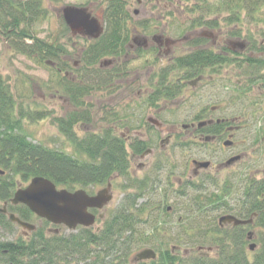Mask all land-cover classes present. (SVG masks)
Listing matches in <instances>:
<instances>
[{
    "label": "trees",
    "instance_id": "obj_1",
    "mask_svg": "<svg viewBox=\"0 0 264 264\" xmlns=\"http://www.w3.org/2000/svg\"><path fill=\"white\" fill-rule=\"evenodd\" d=\"M162 1L178 6L175 0ZM183 1L190 2V0ZM125 3V0H111L107 4L104 15L106 32L99 40L90 42L83 54L84 73L81 77L90 79L93 84L98 82L106 84V78L110 76L107 72H100L99 69L94 68L100 60L115 53L116 55L127 53L126 45L131 41V30L127 25L130 15ZM191 8L192 11H183L184 14L179 15V18L183 17L187 20L185 24L177 22L176 13L168 14L170 18L174 17L176 20V23L172 24L176 27L172 32L173 36H184L193 27L220 28L224 23L227 27L236 25L247 28L248 33L251 28L264 30V0H201L199 3L194 1ZM187 15L193 17L192 21L187 19ZM46 19L47 10L44 8V0H0V36L7 39L11 49L32 61L45 63L42 65L44 67L47 66V62L52 64L60 61L58 64L60 72H66L71 67L68 66L69 68L66 69L63 62L58 60L66 54L62 45L57 42V46H54L37 36L36 29ZM170 32L168 30L167 33ZM263 33L264 31L261 32ZM210 59L223 60L218 55H210ZM179 60L182 69L194 73L202 65L208 66L206 62L209 57L208 52L202 50ZM68 82L65 91L71 94L70 97L75 101L77 99L73 93L75 90L78 93L82 91L83 96L91 91L88 85L92 84L85 83L86 86L82 87L80 83ZM16 103L18 101L11 86L6 78L0 75V168L6 174L0 177V203L10 204L15 192L38 176L71 191L75 187L102 186L116 175L125 176L128 173L127 146L112 129L99 134L87 133L83 138L77 136L74 128L80 122H90L88 113L75 112L67 117L52 118L53 116L44 112L41 114L33 110L24 111L23 107H19ZM76 105L81 107L83 104L78 105L76 101ZM36 113L40 117L34 119ZM48 117L57 126L58 133L67 139L74 155L48 148L41 143L36 144L25 135V122L36 123ZM139 148L142 147H131V150L139 153L137 152ZM242 187V195L236 200H229L232 194L226 188L216 194L213 193L212 198H207L208 208L215 209L210 212L212 215L220 213L224 215L231 211L245 220L256 215L253 217L256 226L237 228L233 231H222L217 227L215 233L217 236L219 233L220 237L210 235L213 232L208 233V229L203 231L204 225L188 226V228L180 226L183 237L198 236L199 239L196 238L195 243L191 244L192 247L204 246L208 243L209 247L218 248L215 256L188 258L180 253L173 255L167 249L165 253L162 251L158 253V259L150 264H264V235L259 237L260 248L253 259L246 253L248 233L254 230L253 227L264 229V179L256 180L247 176L245 186ZM137 191H143V188L136 189L135 192ZM231 201H236V204L233 206ZM9 210L23 221H36L26 207L10 206ZM204 212L205 210L202 213ZM116 214L104 224L100 232L93 233L90 229H84L66 236L61 233L46 234L38 228L27 238L5 240L2 234L6 232L3 230L15 229L16 226L0 213V264H132L131 259L135 252L146 246L157 247L159 242L162 249L170 244L179 250L184 248L181 245L182 238L178 241L174 240L176 242L170 239H167V242L166 239L163 240L162 237L169 235L168 230L171 228L161 226L158 222L147 223L144 220L145 210H136V204L124 206L123 210ZM203 219L207 220L205 217ZM212 236L214 237L210 239Z\"/></svg>",
    "mask_w": 264,
    "mask_h": 264
},
{
    "label": "flooded vegetation",
    "instance_id": "obj_2",
    "mask_svg": "<svg viewBox=\"0 0 264 264\" xmlns=\"http://www.w3.org/2000/svg\"><path fill=\"white\" fill-rule=\"evenodd\" d=\"M139 3L142 2L139 1ZM151 23L153 22L151 21ZM158 29H161L160 25L156 26L155 32ZM246 29L244 27L234 29L245 31V34L236 35L232 32V28L201 26L193 27L190 31L186 30L184 36L179 37L167 33V29L165 32L161 29L163 34L172 37L166 38L160 34L161 31L154 33L152 38L135 36L126 45L127 53L121 55L115 53L109 57L113 59L111 62L109 60L98 62L96 68L100 72L110 74L106 78L105 86L108 91L115 94L113 99L116 98V95H121L124 92V97L127 98L131 107L134 100L140 99L144 102L145 105L142 108L147 109L151 117L147 119L146 125L149 129L152 128L154 138L135 141L130 140L129 136L124 139L121 131L114 132L125 144L127 142L131 147H142L137 149L139 153L132 152V161L128 155L131 167L125 176L132 180L135 190L143 188V191L127 194L117 207L109 211L108 209L114 201L113 184L122 176L116 175L115 178L106 182L104 184L106 188L109 184L112 185V201L102 210H93L92 215L96 217V224L102 223V226H98L100 228L96 231L91 229L93 233L100 232L104 224L113 219L118 211H122L124 206L136 204V210H145L146 218L144 220L147 223L158 222L161 226L171 228L168 230L170 231L169 235L162 237L163 240L166 239V242L167 239L178 241L182 236L180 226L198 227L204 224L208 225V219L209 223L213 221V215L210 212L215 209L208 208L207 198H212L213 193L216 194L225 188L231 192L235 185L229 181L228 176L222 182L219 179L222 174L225 176L232 173L233 175L237 174L234 180L238 181V176L242 171H236L237 168L245 167V163H247L246 168L256 167L258 155L261 154L260 145H262L264 137H260L259 128H255L257 133L254 138L252 134L254 127H251L250 121L246 117L249 113L245 112V109L251 107L255 111L256 106L264 105V101L260 102L264 99V33L261 34L264 30L251 28L248 33ZM248 29L250 30V28ZM130 30H132L131 27ZM132 42L139 45L140 48L134 50L135 45ZM154 42L157 43L156 46L153 44ZM139 50L150 55L144 61V69L141 71L131 69L129 66L135 60H130L127 57L130 51L133 53ZM202 50L208 52L209 60L206 62L208 66L202 65L194 73L180 67L181 60L179 59L189 57L194 52ZM210 55H218L223 60H212ZM83 73L82 70V75ZM236 73L240 77V80L235 81L237 82L234 90L236 96L229 95V98H223L228 88L223 84H218L222 83L220 78L228 83L233 81ZM85 80L82 82V87L86 86ZM97 84L100 85L99 82ZM80 93L79 96H83V92ZM138 93L140 96H137ZM202 93L206 94L205 99L201 96ZM253 93L260 101L255 102V98L250 97ZM246 103L247 105H245ZM165 114L173 117L183 115L184 120L172 123L164 121L161 124L160 117ZM129 122L131 120H128L126 124ZM126 124L124 123L120 130L130 129ZM146 159L150 160L149 165ZM137 162H141L137 165V172L142 173V178L133 179L131 169L132 165ZM249 164H253V166ZM164 183L166 188L164 193H160L157 190L161 189ZM231 185L233 186L230 187ZM210 191L211 194H209ZM203 210H205L204 213H202ZM224 216L241 219L231 211ZM253 217L250 218L253 219L250 226H256ZM47 226L48 230L55 234L64 230L63 227ZM237 228L244 227L224 224L220 230L233 231ZM84 229L79 227L75 233ZM187 237L189 240H193V243L196 238L199 239L196 235ZM252 239L258 240L257 246L260 248L259 236L253 234ZM246 241L248 242L246 248H249L250 243L247 238ZM160 245L161 242L157 247L146 246L139 251L152 248L158 252V249L161 248ZM193 248H196L199 254H194L193 257L207 256V253L202 252L206 246L201 245ZM258 248L257 250H259ZM167 249L173 255L180 251L171 244L165 245L161 251L165 253ZM191 251L185 250L184 253L190 255ZM211 251L212 253H208L210 258L215 256V251ZM150 263L151 261L140 264ZM135 264L138 263L135 262Z\"/></svg>",
    "mask_w": 264,
    "mask_h": 264
},
{
    "label": "rangeland",
    "instance_id": "obj_3",
    "mask_svg": "<svg viewBox=\"0 0 264 264\" xmlns=\"http://www.w3.org/2000/svg\"><path fill=\"white\" fill-rule=\"evenodd\" d=\"M110 1L111 0H44V8L47 10V19L42 25L38 27V29H36L37 36L40 38V40H43L44 42L52 44L54 46H57V42L61 44L66 54L65 57L58 60H61L63 62L66 69H68V66H70L71 68H73V70H71L70 68L66 72H60V67L58 66V64H60V61H58L59 63L52 64L47 62V66L44 67L42 65L45 63L40 64L36 61H32L26 56L20 55L13 51L7 39H3L0 36V75L6 78L18 101V103L16 104H18L19 107H23L24 111L33 110L35 112H40L41 114L42 112H44L47 113L49 116H53L52 118L64 116L67 117L70 113L75 112L88 113L90 117V122H80L74 128V131L80 138H83L84 135L87 133L98 134L103 133L106 130L112 129V131H116V133L121 131L123 133L122 137L124 139L128 136L130 140L135 141L147 140L148 138L152 139L154 138L152 128L149 129L146 125L148 121L147 119L151 118L150 113L147 109L142 108L145 104L140 99L134 100V104L131 107L130 104H128L127 102V98L124 97V92L121 95H116V98L113 99V96L115 94L108 91L104 83H101L100 85L96 83L97 85H95L90 82V79H86L84 81V83L86 84L94 85V87L92 85H88V88H91L89 94L85 95L84 97H80V93H78V91L75 90L73 92L74 95L77 97L76 101L78 105L83 104L81 107L77 106L76 101L70 97L71 94L65 91V86H67L66 83H69L68 81L73 84L80 83V85L82 86V82L84 80V78L81 77V70L84 68L82 62L84 61L83 54L86 52L87 47H89V43L79 36L73 37L71 35L70 30L65 24L64 18H62L63 8L67 6H83L84 8L89 9V11L92 12L94 17L101 19L106 32V23L104 15L108 6L107 4H109ZM194 1L196 3L201 2V0H190V2H184L183 0H175V2H177L178 4V6L176 7V4H173L174 6H172L168 2L166 3L162 0H142V3H139V0H125L126 10L130 15L127 25L132 28L130 34L131 41L135 38V36H148L152 38L151 36L158 31H161L160 34H162L166 38L172 37L171 35L168 36L166 34H163L162 32V30L165 32V29H167L171 31L170 33H172L173 30L176 28L175 26H172V24L176 23V20L174 19V17L170 18L168 14L171 12L176 13L175 18L177 19V22L179 24H185L187 20L183 18L182 15V18H179V15L184 14V12L187 11H192L191 6L194 4ZM187 19L192 21L193 17L187 15ZM151 21L153 23H151ZM158 23L162 30L158 29V31L155 32L156 26H159ZM221 27L230 29L232 28V31H234V29L240 28L236 25H233L232 27H227L225 23ZM235 33L236 35L245 34V31H236ZM256 35L257 38H259V35L257 33ZM132 43L135 45L134 50L135 48H140L139 45H136V43ZM153 44H155V46L157 45L156 42H154ZM148 54L143 50H139L138 52L136 51L133 53H131L130 51L127 57H129L130 60L135 61H133L129 67L137 71L143 70L144 61L150 57V55ZM103 60H109L110 62L113 61V59L111 58H103L101 61L103 62ZM96 67L94 66V68ZM220 79L222 80V83L219 82L218 84H223L225 87L228 88L223 98L227 99L229 98V95L235 97L236 93L234 90L237 85V82L235 81H237L238 79L240 80L239 75L236 73V75L233 77V81L228 83L222 78ZM254 93L250 97L253 96L255 98V102L260 101L259 99H257L256 96H254ZM137 96H140L139 93L137 94ZM201 96L204 97L203 99L206 98V94L202 93ZM142 100H144V98H142ZM263 101L264 99L260 102ZM245 105H247V103ZM245 112L249 113L248 115H245L249 119L251 127H254V131L252 133L254 138L256 137L255 134L257 133V130H255V128H259V136L264 137V105L256 106L255 111L253 108L247 107L245 109ZM37 114L38 113L33 116L34 119L40 117ZM174 117L165 114L160 117V122L162 124L164 121L172 123L184 120L183 115H177ZM128 120H131V122L126 124ZM124 123L126 124V126H129L130 129L120 130ZM24 130L25 135L29 137L30 141L36 144L41 143L51 149L64 151L66 152V154L74 155V151L67 142V139L63 137L60 133H58V128L52 123L51 118L48 117L46 119L39 120L36 123L25 122ZM261 144V154L258 155L256 167H251L250 169L246 168L247 163H245V167H243L244 169H236V171L238 172L242 171L240 173V176H238L239 182L236 179L234 180L237 174L233 175V173L228 174L226 176L225 174H222V176L219 178L222 181L226 180L228 176L230 182L237 184L234 186V189L231 190L232 197L229 200H236V198H240L239 196L242 195L243 191L242 186H245V180L247 179V176L256 180L264 179V140ZM126 146V151H128L130 155V160L132 161L131 155L133 153L131 150V146L127 142ZM146 162H148V165L151 163L149 159H146ZM140 163L141 162H137L132 165L131 170L133 171V179L142 178V173L137 172V165ZM249 165L253 166V164ZM130 167L131 165L129 161V170ZM1 171L3 170L0 168V172ZM5 175L6 174H0V177H4ZM104 188H106V185L92 186L85 189L87 192L93 194L97 193L100 190H103ZM113 188L115 189L113 192L114 201L110 205L108 209L109 211L117 207L127 194L136 193L132 180L130 178H127V176H122L121 179H118V181L114 182ZM165 188L166 184L164 183V186L161 189H158L157 191H159L160 193H164ZM209 194H211V191L209 192ZM231 204L234 206L236 204V201H231ZM3 207L4 204L0 203V210H2ZM106 213H108V211H106ZM221 216H223L222 213H220L219 215H213V221L211 223H209L210 220L208 219V225L204 224L205 226L203 231L208 229V233L213 232L210 233V235L213 234L216 237H220L219 233L217 232V236L215 232L218 227V219ZM34 224L39 226V229L47 234L49 227L44 228V223L36 222ZM98 226H102V223L98 222L96 225H94L93 230L96 231L98 228H100ZM253 228L254 234L258 235L259 237L264 235V229H261L259 227ZM3 231L6 232L5 234H2L5 240L25 237L27 235L22 229L10 228L8 231L5 229ZM61 233L67 236L72 234L65 228ZM214 236H212L210 239H212ZM181 238V245L184 248L180 250L179 253L182 256L189 258L192 257V255L194 254L199 255L196 248H193L191 246L193 240H189L188 237L185 238L183 236H181ZM198 242L202 243L201 241ZM254 243L258 244V240H254ZM205 244L206 245L204 246L208 247V243ZM168 248L170 249V247ZM185 250H187L188 252L191 250L192 251L190 252V255H188L187 253H184ZM158 251H161V249H158ZM247 252L251 254L248 248Z\"/></svg>",
    "mask_w": 264,
    "mask_h": 264
},
{
    "label": "water",
    "instance_id": "obj_4",
    "mask_svg": "<svg viewBox=\"0 0 264 264\" xmlns=\"http://www.w3.org/2000/svg\"><path fill=\"white\" fill-rule=\"evenodd\" d=\"M62 15L73 37H81L88 41H94L101 38L104 33V27L100 18L93 16L89 9L84 7H64ZM112 185L102 191L90 196L86 191L80 190L70 193L67 190H58L54 183L43 177L33 178L30 184L18 190L11 200L13 206L23 205L31 213L40 219H44L56 226L64 225L70 231H75L78 227L90 228L95 224L96 217L89 210H102L112 201ZM5 206L3 213H7ZM9 220L28 232L36 231V226L24 222L16 215L10 214ZM221 225L232 224L235 227L246 226L252 223L242 221L233 216H224L220 218ZM253 233L249 234V240H252ZM256 248L255 244L250 247L251 251ZM156 253L147 249L138 253L134 262L155 260Z\"/></svg>",
    "mask_w": 264,
    "mask_h": 264
}]
</instances>
